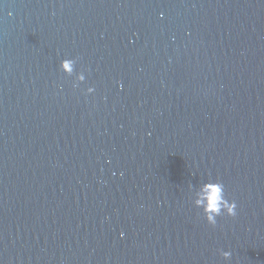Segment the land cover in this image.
<instances>
[{
  "label": "water",
  "instance_id": "95a60500",
  "mask_svg": "<svg viewBox=\"0 0 264 264\" xmlns=\"http://www.w3.org/2000/svg\"><path fill=\"white\" fill-rule=\"evenodd\" d=\"M0 264H264V0H0Z\"/></svg>",
  "mask_w": 264,
  "mask_h": 264
},
{
  "label": "clouds",
  "instance_id": "9594fccd",
  "mask_svg": "<svg viewBox=\"0 0 264 264\" xmlns=\"http://www.w3.org/2000/svg\"><path fill=\"white\" fill-rule=\"evenodd\" d=\"M75 59L64 58L60 61V69L68 74L74 73ZM84 72L76 73L74 86H78L79 82L85 80ZM94 87L89 86L86 89L87 93L94 92ZM193 203L203 213L205 220L215 225L217 217L221 215L235 216L237 214V203L235 200H229L225 194V186L219 179H208L202 182L193 194ZM221 255L226 259L231 256L230 251H222Z\"/></svg>",
  "mask_w": 264,
  "mask_h": 264
}]
</instances>
